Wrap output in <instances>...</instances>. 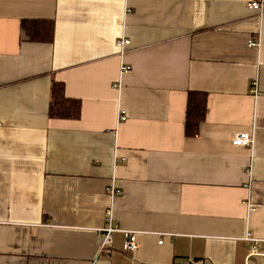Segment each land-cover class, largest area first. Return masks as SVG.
I'll use <instances>...</instances> for the list:
<instances>
[{
    "label": "crops",
    "instance_id": "0c3cea01",
    "mask_svg": "<svg viewBox=\"0 0 264 264\" xmlns=\"http://www.w3.org/2000/svg\"><path fill=\"white\" fill-rule=\"evenodd\" d=\"M55 81L79 119L50 117ZM0 125V264H264V0H0ZM108 212L136 251L102 253Z\"/></svg>",
    "mask_w": 264,
    "mask_h": 264
},
{
    "label": "trees",
    "instance_id": "16d2710c",
    "mask_svg": "<svg viewBox=\"0 0 264 264\" xmlns=\"http://www.w3.org/2000/svg\"><path fill=\"white\" fill-rule=\"evenodd\" d=\"M22 29L33 42L51 43L54 39V22L48 20H25ZM207 109V95L191 92L187 103V117L185 134L196 137L200 124L205 120ZM51 118L79 119L81 116V102L69 99L65 94L63 83L54 82L52 85L51 104L49 109Z\"/></svg>",
    "mask_w": 264,
    "mask_h": 264
},
{
    "label": "built area",
    "instance_id": "2783aa9c",
    "mask_svg": "<svg viewBox=\"0 0 264 264\" xmlns=\"http://www.w3.org/2000/svg\"><path fill=\"white\" fill-rule=\"evenodd\" d=\"M248 6L255 10V11H263V6L261 3L259 2H251L248 4ZM131 44L130 41L128 40H121L117 43V46L121 49L122 53L124 52L125 47L129 46ZM250 47H257L258 44L255 42H250L249 44ZM131 72V67L122 64L120 67V75H127ZM254 85H256V82L253 83ZM253 93L257 94L256 89L254 88V90L252 91ZM120 121L124 122L127 120V115L124 111H121L120 113V117H119ZM1 126V125H0ZM254 141L252 139V137L247 134V133H239L237 135H235V137L233 138V144L235 146H242V147H251L253 145ZM108 193L110 194L111 197H115L117 196L120 191L117 189V187L115 185H112L109 189H108ZM248 207H250V209H252L253 207L251 206V204L248 203ZM254 210V208H253ZM107 222L109 224V226L107 228H105L104 230H102L104 233H106V239H105V246L102 249V253L108 254L110 253V249H109V243L112 239V235L114 233L117 232H122L125 234V251L127 252H134L138 249V242H137V235L138 233L133 232V231H122L121 229H119L117 226H115L113 224L114 219L113 216L110 212H108L107 215ZM250 235H248V237L246 238V240L250 241V242H254L256 244H258L259 241L253 239L252 237H249ZM253 253L254 255L257 254L258 252V246H253L252 247ZM193 264H203V262L198 261V262H194Z\"/></svg>",
    "mask_w": 264,
    "mask_h": 264
}]
</instances>
